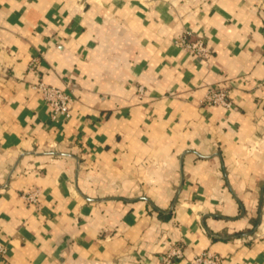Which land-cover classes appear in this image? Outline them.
Returning <instances> with one entry per match:
<instances>
[{
	"label": "crops",
	"instance_id": "0c3cea01",
	"mask_svg": "<svg viewBox=\"0 0 264 264\" xmlns=\"http://www.w3.org/2000/svg\"><path fill=\"white\" fill-rule=\"evenodd\" d=\"M0 246V264H264V0H0Z\"/></svg>",
	"mask_w": 264,
	"mask_h": 264
},
{
	"label": "built area",
	"instance_id": "2783aa9c",
	"mask_svg": "<svg viewBox=\"0 0 264 264\" xmlns=\"http://www.w3.org/2000/svg\"><path fill=\"white\" fill-rule=\"evenodd\" d=\"M192 31H185V33L179 39V44L186 49L189 53L194 54L200 58L207 59L212 54V49L207 43L203 35H197L194 37ZM36 87L42 93L44 99L49 103L52 116L56 117L59 114L69 115L70 107L73 102L72 96L63 88L39 81L35 84ZM143 88L139 87V92H142ZM230 90L226 87H214L209 89L206 100L210 104H221L226 107L231 105ZM38 190L34 189L24 193L27 201L34 202L37 200ZM0 250L4 249L0 246ZM166 258H180L183 256V249L180 246L171 244L165 251ZM223 257L220 253H216L209 249L203 250L195 255L193 264H222Z\"/></svg>",
	"mask_w": 264,
	"mask_h": 264
}]
</instances>
